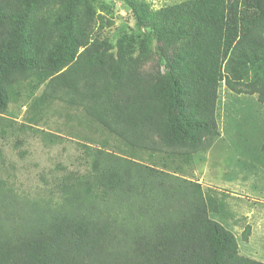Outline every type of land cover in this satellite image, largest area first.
<instances>
[{"label": "trees", "instance_id": "16d2710c", "mask_svg": "<svg viewBox=\"0 0 264 264\" xmlns=\"http://www.w3.org/2000/svg\"><path fill=\"white\" fill-rule=\"evenodd\" d=\"M51 1L0 0L1 136L30 128L4 115L28 79H50L32 108L64 98L149 156L188 158L212 147L222 81L264 102L249 80L264 79V0H187L158 11L128 0L137 25L155 36L152 72L129 63L125 37L112 62L109 42L78 54L83 0H59L55 34L35 30ZM176 39L187 43L182 52ZM41 132L45 142L60 139ZM83 153L85 169L55 179L49 195L21 192L0 174V264H264L241 254L234 232L212 217L225 206L212 188L133 156L90 146ZM256 158L264 164V141ZM251 233L245 224L242 240Z\"/></svg>", "mask_w": 264, "mask_h": 264}, {"label": "rangeland", "instance_id": "374dc122", "mask_svg": "<svg viewBox=\"0 0 264 264\" xmlns=\"http://www.w3.org/2000/svg\"><path fill=\"white\" fill-rule=\"evenodd\" d=\"M136 1H143L150 10L158 11L187 0ZM59 9V0L43 5L36 14L33 28L46 37L55 34L53 16ZM76 17L83 26L80 40L85 44L79 47V55L84 50L100 49L109 42L113 48L108 50L105 62H112L116 42L125 37L129 63L137 61L148 72L156 69L153 31L137 25L128 0H83L78 5ZM146 34L149 36L147 41ZM186 44V41L176 39L172 45L174 50L182 52ZM161 71L165 72V66ZM249 80L256 83L254 87L264 90V79ZM249 80L244 79V82ZM49 81L28 79L19 83L12 93L4 115L30 128L15 129L12 135L5 137L0 135V174L3 177L21 192L49 195L55 179L65 176L69 169H85V146L133 156L212 188L218 199L225 200L223 212L212 214V217L227 225L242 243L241 232L248 222L246 214L264 206V164L256 158L264 141V102L259 100L258 93H237L222 81L217 88L219 134L212 147L188 158H179L159 153L149 156L147 152L128 147L119 137L89 118L83 108L64 98L57 97L41 107L32 108L33 101L44 94ZM41 131L60 139L57 143L45 142ZM261 200L262 204L259 203Z\"/></svg>", "mask_w": 264, "mask_h": 264}, {"label": "crops", "instance_id": "0c3cea01", "mask_svg": "<svg viewBox=\"0 0 264 264\" xmlns=\"http://www.w3.org/2000/svg\"><path fill=\"white\" fill-rule=\"evenodd\" d=\"M261 202L262 200L259 201L260 204H262ZM246 219L248 220L247 224L249 223L252 227V233L248 241L239 242L240 253L264 262V206H259L255 212H248ZM225 226L229 228L227 225Z\"/></svg>", "mask_w": 264, "mask_h": 264}]
</instances>
